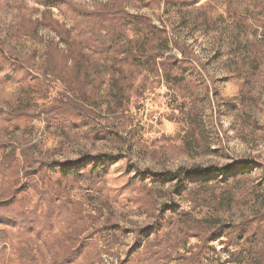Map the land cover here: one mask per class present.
I'll use <instances>...</instances> for the list:
<instances>
[{"label": "rangeland", "instance_id": "obj_1", "mask_svg": "<svg viewBox=\"0 0 264 264\" xmlns=\"http://www.w3.org/2000/svg\"><path fill=\"white\" fill-rule=\"evenodd\" d=\"M70 2L123 4L182 43L192 67L152 71V53L184 59L155 32L94 47L98 30L85 34ZM0 46V196L16 198L0 217V264H52L76 247L67 264H264V231L252 237L264 216V0H0ZM102 155L115 160L91 177ZM74 161L84 177L37 174ZM232 164L180 188L145 174Z\"/></svg>", "mask_w": 264, "mask_h": 264}, {"label": "trees", "instance_id": "obj_2", "mask_svg": "<svg viewBox=\"0 0 264 264\" xmlns=\"http://www.w3.org/2000/svg\"><path fill=\"white\" fill-rule=\"evenodd\" d=\"M161 1V0H158ZM68 8V11L73 15L74 20L76 22V25L80 27V29L83 30L85 34L88 33V29L86 27V23L91 22L94 28L98 30V35L100 36L99 39H92L93 46L94 47H101L106 46L107 53L110 52L112 40L117 32H120L118 30H126L130 28L134 33H136L139 36H149L153 32L159 34L161 36L160 40L157 41L158 44L164 45V48L169 50L170 44H172V47L182 53V57L184 59H178L175 55L172 54H165V55H159L158 53H152L148 59L151 61L149 63L151 65V70L158 73L159 71H162L166 77H170L174 70H180L185 68V65L191 66L192 64L190 61L186 60V51L184 49V46L182 43H180L177 40H170L166 31L158 29L153 22L143 16V15H130L124 8L123 4L120 5H113L111 6H104L100 7L96 11L90 12L86 9L80 8L79 6L75 5L74 3H69L66 5ZM91 25V26H92ZM53 30L59 35V37L63 40L67 39V37L64 36V34H68L69 31L66 29L64 25H60L58 21H55L54 26L52 27ZM65 37V38H64ZM58 45H51L49 48L51 50H57ZM0 59L4 58V52L2 47L0 46ZM159 60V61H158ZM74 61L76 62L77 59L74 57ZM69 62H73V59H68L66 57H63V63L64 66L67 67ZM46 76L50 77H57V69L55 68V62L50 66V71H46ZM58 102L63 104L64 107L70 108L69 110L73 112L76 115H83L85 114L84 111L88 112L85 108V106L80 103L79 101H76L71 96H69L67 93H61L58 97ZM52 106L49 107L47 110H51ZM48 112V111H47ZM25 154V153H24ZM85 159V157H84ZM94 163L91 165V168L88 170L89 175L93 177V175L98 174L102 175L104 174L109 166L111 165L112 161L115 160L113 157H108L105 155L97 156L94 158ZM80 163V161H74L69 163H56V162H42L39 164L38 167V173H41L42 167L45 165L47 166V169L54 170L57 168V166H63L60 170V173L62 174L64 179L67 178H82L85 174V170L88 169L87 167H76L73 168V165ZM101 163V164H100ZM100 164V165H99ZM237 164H232L225 167H196L192 169H179L177 171H163L160 173H145L148 178L154 179L160 183L169 181L174 183L175 188H180L183 186V183L189 178L192 177H207L210 173L212 174H222L227 175L229 173H232L236 169ZM238 166L242 167L245 166V163L239 164ZM15 196L4 198L0 196V217L2 215L8 216L9 214V206L12 205L15 201ZM258 226L254 228L252 237L254 236V240L257 236L260 235L262 231H264V216H261L260 218H257ZM253 219H250L248 223H253ZM251 237V238H252ZM240 242L242 239H238ZM252 240V241H254ZM251 239H246L245 244H250ZM152 245H149L146 249L149 251L151 249ZM79 248H73L72 251L69 252V255H66L64 257H60L59 259L55 260L52 264H67L72 262L76 258V255L79 254ZM260 259L262 257V254L260 251L257 253H254V255ZM194 264V262H192Z\"/></svg>", "mask_w": 264, "mask_h": 264}]
</instances>
